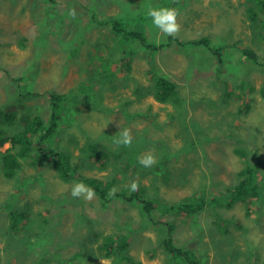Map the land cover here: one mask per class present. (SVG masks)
Masks as SVG:
<instances>
[{
  "label": "rangeland",
  "instance_id": "rangeland-1",
  "mask_svg": "<svg viewBox=\"0 0 264 264\" xmlns=\"http://www.w3.org/2000/svg\"><path fill=\"white\" fill-rule=\"evenodd\" d=\"M257 1L169 0L166 7L180 13L182 43L159 47L154 58L138 43L128 49V70L120 62L122 37L108 21L137 27L149 6L165 7L167 0H0V113L17 107L6 132H17L23 115L51 123L50 91L86 98L66 100L59 133L48 143L56 159L58 153L72 155L70 179L47 156L35 164L20 159L21 168L7 177L2 155L17 150L10 141L0 145V264H182L165 248L168 238L197 264H264V189L262 199L250 200L248 216L243 201L228 208L229 198L216 197L238 183L248 164L236 149L247 151L250 164L264 161V42L258 37L264 5ZM248 7L258 12L256 19ZM148 23L149 41L154 35L159 44L169 40ZM204 36L220 42L222 54L184 45ZM106 55L112 67L106 62L104 70L110 68L111 77L97 63ZM152 62L179 84L176 102L161 103L149 93ZM21 77L27 80L23 90L15 80ZM124 128L131 130V147L113 142ZM91 143L112 152L117 164L103 170L88 150ZM149 151L157 163L145 168L137 158ZM78 174L112 181L115 192L141 189V199L152 201L154 210L146 215L116 194L108 205L97 195L91 201L73 198V184L82 182ZM263 176L264 166L256 178ZM132 181L138 190H130ZM202 195L207 204L216 199L208 211L194 217L166 213L168 206L184 208L186 198L193 204L191 197ZM172 222L173 232L165 225ZM111 237L118 246L127 244L126 252L106 246Z\"/></svg>",
  "mask_w": 264,
  "mask_h": 264
},
{
  "label": "trees",
  "instance_id": "trees-1",
  "mask_svg": "<svg viewBox=\"0 0 264 264\" xmlns=\"http://www.w3.org/2000/svg\"><path fill=\"white\" fill-rule=\"evenodd\" d=\"M199 2V0H196ZM248 1H253V0H248ZM261 3L264 5V0H258L257 3ZM169 4V0L165 3V7ZM248 12H250L252 15H254V19L257 18L258 12L254 10L252 7L247 8ZM263 11V10H262ZM264 12V11H263ZM146 18L141 19L142 22L139 24V26L130 28L126 26V23H123L122 19H113L109 20L108 24L112 27L113 33L116 35L122 37V41L120 44H124V55L122 56L120 62L124 63L125 66L128 67V70L131 69L130 65L127 63V59H131L132 54L128 53V49L135 46L136 44L139 43V46H141L145 51H150L151 54H153V58L155 57V53L159 47L166 48L165 46H170L176 43L181 44L182 41L178 37V34L176 36H169V40L167 42L162 41V43L159 44L158 42V37L157 35H154L152 37V40L150 39L149 41V34L146 32L145 24L144 22L148 23L149 20ZM139 20V19H138ZM94 23L98 21H93ZM106 21H104L105 23ZM150 26H152V22L150 21L148 23ZM264 30V27L260 32H258V37L262 39V42H264V33L262 32ZM181 35V34H180ZM179 35V36H180ZM188 45L190 47L194 46H205L209 51L215 52L217 54H222V50L220 49V42H213L210 36H204L203 38L197 40V41H188L185 42L184 45ZM219 46V47H218ZM246 55L251 56L252 52H249V50H245ZM106 62H110V68L112 67V61L107 59V55L103 61H98L97 63L102 67L103 72L107 73V76L111 77L112 72L110 71V68L107 70H104V65H106ZM153 64L151 65V68L149 69L151 78L153 80V87L149 90V93H153L155 95L156 99L161 102H176L177 100L180 99V92H178L179 89V84L177 82H173L170 78H167L165 75L162 76V74L158 71V69L155 66V63L152 62ZM115 67V65H113ZM117 67V66H116ZM119 67V65H118ZM100 73V72H99ZM100 76H103V73H101ZM91 78H89L90 80ZM17 82H21L20 89L23 90L24 83L27 82L26 77L24 78H15ZM243 87H247L251 92L254 91V87L248 82L243 81ZM91 86H95L93 82L90 84ZM249 85V86H248ZM100 91V89H99ZM158 91H161V94H158ZM101 92V91H100ZM51 98L50 100L53 103V110H52V121L49 124H46L42 117L37 116L35 118L30 117L27 115H23L21 118L22 124H20L17 132L13 133L12 135L8 134L10 131L7 128H10V125H13L14 123V117L16 114L17 107L15 105H12L8 108V111H2L0 113L1 119H2V125L0 128V145L4 146L7 142L12 143V149L16 148V152H9V153H4L2 155V161H1V167L5 170V175L7 177H13L16 172L21 168L22 162L20 159L24 158H31L33 160V163H37V161L43 160L45 156L51 158L55 162V167L57 170H60L62 175H65V178H71V168H72V158L71 154H68V157H63L59 153L57 154V159L53 156V153L50 152L49 150V139L51 134H58L59 133V128L62 125L63 117L65 111H68V105L66 104V100H70L71 97L68 95H61L56 92H49ZM96 94L97 95V90L95 88V92L90 93L89 95L92 98V95ZM261 94L264 98V86L261 88ZM33 94L30 93L28 96H32ZM77 95V96H76ZM236 95V94H235ZM238 96V95H237ZM85 96H81L78 94H75L72 96L71 100L76 101L78 99H84ZM239 98H242L239 96ZM86 99V98H85ZM93 99V98H92ZM250 98L246 99V102H248ZM130 101H125V104L128 105ZM124 104V105H125ZM16 108V109H15ZM246 110H248L250 107L249 105H246ZM70 113H74V111H70ZM22 127V129L20 128ZM8 133H7V132ZM89 144L88 150L91 148L93 149L91 155L94 156L102 164L103 170H106L109 168L111 165L115 166L116 159L112 157V152L106 151L104 149H99L97 148V144L95 147H91ZM86 147V149H87ZM138 152V151H137ZM236 153L242 157V159L245 162H248L247 166L239 173V180L238 183L234 186H230L229 188L226 189L229 190L227 194H225L223 197H219V195H215L218 200H223L225 202L226 199L229 198L230 203L226 204L228 208H232V206L238 202V201H243L246 203V213L247 216L250 215V211L252 210V201L250 200H258L263 198V189H264V179L260 180L257 177V174L260 173V168L264 166V161L263 160H258L256 163L250 164L249 163V155L246 150L244 149H236ZM127 155V152H126ZM132 159V162L134 163L135 166H137V163H135V160L137 158L136 155L129 156ZM139 164V163H138ZM137 172V171H136ZM77 178L79 177V180L82 181L83 183L87 184L91 188H93L96 192V195L99 197V199L106 201L107 205L108 203H111V197L112 195L111 190L114 186V182L104 180L101 178H95V177H86L85 175L78 174L76 176ZM64 178V177H62ZM264 178V176H263ZM231 188H234L233 190H230ZM129 193V196L127 194ZM117 196L122 198L123 200L129 201L131 203H135L137 206L141 207L146 213V215H151L152 211L154 210L153 207V202L152 201H146L144 199H141V189L140 191H136L134 194H130L129 188H123L121 190H118L115 192ZM201 194V192L199 193ZM212 195V194H211ZM115 196V195H114ZM204 195L202 197H191L193 200V204H189V199H185L187 203L183 206L184 208H178L177 210H172L174 206H168L166 213H184L190 217H194L198 214L200 210H206L212 206V204L216 201V199L210 200V204L206 203V200L204 199ZM211 198V197H209ZM184 200V201H185ZM223 202V203H224ZM227 202V201H226ZM156 208V206H155ZM218 214V213H217ZM220 216V215H218ZM166 226H168V229L170 231H174L175 224L172 222L166 223ZM215 225L218 227L222 226V221L221 218L217 217L215 221ZM118 240L116 238H107L105 240L106 246H116V249L119 250L120 248L122 250V253L124 251L126 252L127 250V244L125 245L124 243L121 242V244L118 246L116 244ZM165 248L172 253L174 256V259H181L182 264H197L196 260H191L189 258H186L183 256L185 253L174 244V241L172 238H168V240L165 241L164 243Z\"/></svg>",
  "mask_w": 264,
  "mask_h": 264
},
{
  "label": "clouds",
  "instance_id": "clouds-1",
  "mask_svg": "<svg viewBox=\"0 0 264 264\" xmlns=\"http://www.w3.org/2000/svg\"><path fill=\"white\" fill-rule=\"evenodd\" d=\"M70 15L75 16V11L72 10ZM180 15L178 9L169 8V7H158L154 8L149 6L146 12V16L151 19L152 25L159 29L160 33L165 36H176L180 30L181 25L178 23V16ZM132 134L129 128H124L122 131H118L115 134L114 143L117 146L131 147L132 144ZM138 163L145 167H152L157 163L156 157L151 151L145 153L143 156L138 157ZM139 183L138 181H132L130 185L131 191L138 190ZM111 195L115 194L113 189L110 193ZM71 196L73 198H83L86 201H91L95 198L96 192L93 188L85 185L82 182H76L71 188Z\"/></svg>",
  "mask_w": 264,
  "mask_h": 264
}]
</instances>
